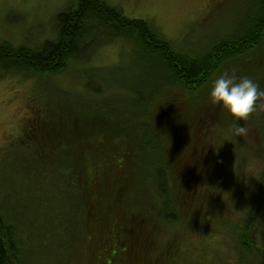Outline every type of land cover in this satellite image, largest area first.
Segmentation results:
<instances>
[{
	"label": "trees",
	"instance_id": "obj_1",
	"mask_svg": "<svg viewBox=\"0 0 264 264\" xmlns=\"http://www.w3.org/2000/svg\"><path fill=\"white\" fill-rule=\"evenodd\" d=\"M65 4L53 16V35L40 43L0 39V77L35 79L32 91L38 93L33 100L29 95L21 130L3 148L0 186L7 175L22 174L34 182L35 198L19 202L27 212L21 221L6 208L0 189V264H28L22 241L43 240L45 233L34 227L45 210L48 230L54 231L51 246H66L60 264L69 263L78 242L86 244L84 264H164L158 230L196 218V203L211 211L217 207L221 193L209 195L200 185L201 166L212 171L215 158L209 141L196 138L204 110L196 109L204 102L209 109L210 81L228 72L229 60L251 52L257 71L264 67V0L248 2L245 21L232 35L214 34L198 49H186L147 19L131 17L106 0ZM216 5L192 23L203 25ZM227 14L223 10L216 17ZM118 41L132 43L131 56L140 62L138 81L134 76L114 85L116 74L90 67L80 94L55 80L71 63ZM18 146L21 151H12ZM233 229L240 258L264 264V167L246 217ZM168 238L176 251L178 237Z\"/></svg>",
	"mask_w": 264,
	"mask_h": 264
},
{
	"label": "rangeland",
	"instance_id": "obj_2",
	"mask_svg": "<svg viewBox=\"0 0 264 264\" xmlns=\"http://www.w3.org/2000/svg\"><path fill=\"white\" fill-rule=\"evenodd\" d=\"M106 1L120 7L131 17L147 19L162 30L168 38L186 49H198L212 42L216 34L217 36L221 33L226 36L232 35L238 28L237 24L245 21L250 0ZM65 3L66 0H0V39L10 40L14 44L33 45L51 37L54 32L53 16L66 5ZM215 4L217 5L212 10L214 16H207L205 18L207 21L201 26L192 23L204 17L207 10ZM223 10L228 12L226 18H217L216 13ZM132 50L131 42L118 41L104 45L95 50L89 59L81 60L80 64L71 63L64 73L56 76L55 80L69 90H77L80 94L87 82L84 71L90 67L104 68L105 70L100 71L102 75L107 72L112 73V76L116 74L118 80H114V85L122 81H132L134 76L138 81L140 62L131 56ZM249 55L254 54L246 52L231 62L229 60L228 72L236 76H249L263 89L264 67L257 71L256 58ZM35 82V79L18 75L0 77V167L4 146L10 145V140L19 134L28 114L29 95L30 100L38 96L37 92L32 91ZM110 91L112 89L108 92ZM202 106L196 109V112L204 109L199 111L198 116L202 118V129L194 130V132H196V138L204 137L206 141H209L211 150L214 152L215 164L212 171L207 172L201 166L200 185L209 188L206 189L209 195L211 193L213 195L221 193V195L215 198L217 207L214 210L211 211L196 203L197 210L196 208L193 210L196 212V218L189 219L187 223L176 225V227L158 230L159 237L156 245L161 246V251L166 253L164 264H247L240 258L237 251L236 234L233 228L245 219L247 207L252 203L255 187L264 167L262 139L264 109L250 114L245 121H239L238 125L245 126L247 132L244 135H237L234 130L235 125L228 120L229 118L226 119L228 113L225 109L214 104L207 109L205 102ZM5 149V153L10 152L9 147ZM21 149L22 147L18 146L12 151L17 153ZM3 167V170L7 172L6 167ZM5 179L0 189L5 204L9 206L6 208L10 213L14 211V215H19V219L24 221L27 212L19 207V202L21 199L35 198L34 182L29 183L31 180H26L22 174L17 176L14 173L7 175ZM199 190H201L200 186ZM143 195L144 193L140 194L139 207L142 204ZM48 197H50V191ZM136 207L134 205L133 208ZM198 207L201 209L198 210ZM46 211L42 213V221L38 218L39 215L36 216V221L40 223L38 227H34L36 231L45 233L43 240L32 238L28 242L23 238L22 250L28 264H60L62 254L66 252L64 245L51 246L50 235L54 231L48 230ZM208 216L210 219H207ZM63 218L67 220L65 214ZM173 234L178 237L174 241L175 248L177 245L176 251L172 250V245L169 246L170 243L167 241ZM24 235L27 236V234ZM29 238H31L30 235ZM70 254L68 264H84L86 244L78 242L75 247H72Z\"/></svg>",
	"mask_w": 264,
	"mask_h": 264
},
{
	"label": "clouds",
	"instance_id": "obj_3",
	"mask_svg": "<svg viewBox=\"0 0 264 264\" xmlns=\"http://www.w3.org/2000/svg\"><path fill=\"white\" fill-rule=\"evenodd\" d=\"M208 98L219 105L233 118L235 133L244 135L245 126L237 121H245L249 115L264 109V89L249 76H236L227 71L220 72L211 79L208 86Z\"/></svg>",
	"mask_w": 264,
	"mask_h": 264
}]
</instances>
